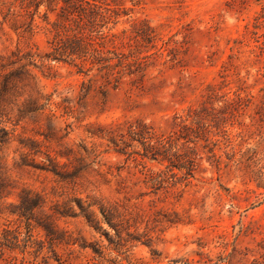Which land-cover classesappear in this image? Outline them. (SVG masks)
I'll return each mask as SVG.
<instances>
[{
    "label": "rangeland",
    "instance_id": "1",
    "mask_svg": "<svg viewBox=\"0 0 264 264\" xmlns=\"http://www.w3.org/2000/svg\"><path fill=\"white\" fill-rule=\"evenodd\" d=\"M106 2L120 15L102 29L141 72L48 60L63 1L0 0V65L33 62L51 98L33 119L18 111L29 87L0 104V264H264V0ZM136 122L193 140L191 175L119 153L110 138L129 143ZM22 190L44 201L28 220Z\"/></svg>",
    "mask_w": 264,
    "mask_h": 264
},
{
    "label": "trees",
    "instance_id": "2",
    "mask_svg": "<svg viewBox=\"0 0 264 264\" xmlns=\"http://www.w3.org/2000/svg\"><path fill=\"white\" fill-rule=\"evenodd\" d=\"M27 5L34 6L38 11L40 5L46 3L47 6H55L59 0H22ZM60 11L57 14V19L54 22L56 30L64 32L63 36L53 44L52 51L47 54L48 60H71L78 68V72L87 74L95 66L99 71H104L107 75L113 73L114 69L118 72L122 67L129 69V74L142 71V65L145 57H134L131 61H126L125 54L119 52L115 44L118 35L116 33H106L102 28L108 26L109 23H117V18L120 13L110 7L106 0H62ZM52 9V8H50ZM145 24V23H144ZM111 29V28H109ZM143 29V28H142ZM153 30L149 24H146V29L136 30V34L142 37L143 40H150ZM110 45V46H109ZM22 59V58H21ZM20 59V60H21ZM117 59V60H114ZM18 61L9 63L11 68H7V64L0 65V104L4 101L8 94L19 93L18 90L29 87L30 93L28 98L22 102V106L18 108L19 114L23 118L33 119L28 112L37 113L45 110V105H39V98L46 99V103H50V96L44 97L41 89L38 86V77L32 69L33 62L21 64L18 68H13V64ZM134 67V68H133ZM10 69V70H8ZM117 85V84H115ZM36 95V96H34ZM19 97L23 94L19 93ZM192 117L193 121H200V113L196 109H189L186 118ZM48 127L52 130V125L48 123ZM0 145L4 142L5 135L8 134L6 128H1ZM129 143L120 146V142L116 138H110L111 143L118 147L117 151L122 154H137L142 159L152 158L166 160L170 166L186 167L187 174L191 175L193 171V157L190 155L189 146L187 143L191 140L184 136L185 141L182 143L177 138L170 135H158L154 133L146 124L141 122L131 123L128 128ZM48 135H46L47 137ZM181 142V144H180ZM137 143L141 150H128ZM196 144V142H195ZM135 147V146H134ZM194 149H192L193 151ZM178 162V164H174ZM57 168H52L56 174L64 177V174L58 172ZM1 170V161H0ZM5 180L0 176V191L5 189ZM18 204L13 210L19 216L31 219L37 209L44 205L42 197L29 190H22L18 194ZM54 212H57L55 210ZM59 213V211H58ZM45 230H52L50 224H40Z\"/></svg>",
    "mask_w": 264,
    "mask_h": 264
}]
</instances>
